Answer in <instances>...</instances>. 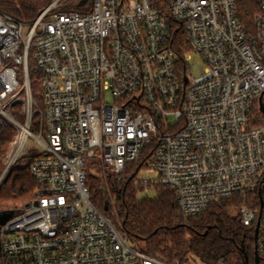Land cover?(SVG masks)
I'll list each match as a JSON object with an SVG mask.
<instances>
[{"label": "built area", "instance_id": "built-area-1", "mask_svg": "<svg viewBox=\"0 0 264 264\" xmlns=\"http://www.w3.org/2000/svg\"><path fill=\"white\" fill-rule=\"evenodd\" d=\"M81 1L53 0L31 22L0 8V147L14 130L0 184L19 162L36 181L0 224V264H187L112 221L127 178L138 193L173 189L185 218L239 197L264 261V0ZM88 165L116 184L109 215Z\"/></svg>", "mask_w": 264, "mask_h": 264}, {"label": "trees", "instance_id": "trees-1", "mask_svg": "<svg viewBox=\"0 0 264 264\" xmlns=\"http://www.w3.org/2000/svg\"><path fill=\"white\" fill-rule=\"evenodd\" d=\"M52 1L0 0V8L20 21L31 22ZM67 8L82 9L77 2ZM177 35L183 50L189 49L184 32L180 30ZM33 89L37 101L41 103L40 85L34 82ZM13 137L14 130L7 128L0 147V176ZM109 182L114 192L116 184L111 179ZM87 186L93 205L109 215L111 207L106 210L105 203L111 201L110 187L106 186L104 179L92 174L87 177ZM122 186L119 211L111 216L112 221L121 232L145 243L150 254L182 262L195 258L208 264H215L220 259L228 264H256L255 229L241 222L239 197L219 199L203 215L185 218L177 212L173 189L160 187L154 196L140 197L129 178L124 180ZM35 187L36 181L28 166L21 162L14 165L0 184V211L18 209L33 198ZM261 263L264 264V261Z\"/></svg>", "mask_w": 264, "mask_h": 264}, {"label": "rangeland", "instance_id": "rangeland-1", "mask_svg": "<svg viewBox=\"0 0 264 264\" xmlns=\"http://www.w3.org/2000/svg\"><path fill=\"white\" fill-rule=\"evenodd\" d=\"M75 2V1H74ZM73 1H71V2H64V7H72L73 6V3H74ZM51 4V3H50ZM23 31H24V33L26 34L27 33V31H28V26H25L24 27V29H23ZM189 63H190V65L192 66V68H193V70L196 72V73H199V71H200V69H203L204 67H205V62H204V59H203V57H202V55L200 54V53H198V52H191L190 53V58H189ZM109 98V97H108ZM29 143H32V140H30V142ZM9 148H10V146H9ZM9 150V149H8ZM8 152V151H7ZM7 154V153H6ZM5 161V160H4ZM5 168V167H4ZM3 171H4V169H3ZM107 171V172H106ZM86 172H87V177L88 176H91L92 174H93V171H92V169L90 168V166L88 165L87 167H86ZM3 173V172H2ZM101 174L103 175V179H104V176H107L108 174H110L111 175V173L108 171V170H103V168H102V172H101ZM107 178L109 179V176H107ZM105 182V181H104ZM106 184V186L109 188L110 187V189H109V191H110V196L112 195H114L113 194V191L111 190V186L109 185L110 184V182H108V183H105ZM156 194V190H149V191H141V192H139L138 193V195L140 196V197H144V196H154ZM111 198V197H110ZM120 202L118 201L117 202V205L119 204ZM123 233H125V232H123ZM142 243V242H141ZM144 244V246H145V243H143ZM146 247V246H145ZM195 260H197V259H195V258H189L188 260H187V264H199L198 262H195ZM198 261V260H197Z\"/></svg>", "mask_w": 264, "mask_h": 264}, {"label": "water", "instance_id": "water-1", "mask_svg": "<svg viewBox=\"0 0 264 264\" xmlns=\"http://www.w3.org/2000/svg\"><path fill=\"white\" fill-rule=\"evenodd\" d=\"M84 3V0H82L80 2V5ZM109 208V201H107L105 203V209L107 210ZM17 209H7V210H2L0 211V224H4L6 221H8L13 214L16 212ZM258 235V228L256 229V234H255V238H257ZM243 251L245 252V247H243ZM255 263L256 264H261V258L259 256V253L255 252Z\"/></svg>", "mask_w": 264, "mask_h": 264}]
</instances>
